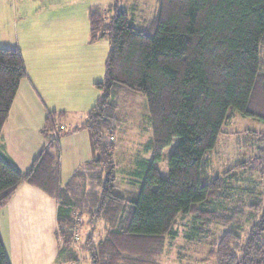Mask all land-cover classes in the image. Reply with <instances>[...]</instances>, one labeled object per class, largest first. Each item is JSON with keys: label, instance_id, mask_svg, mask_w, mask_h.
<instances>
[{"label": "trees", "instance_id": "trees-1", "mask_svg": "<svg viewBox=\"0 0 264 264\" xmlns=\"http://www.w3.org/2000/svg\"><path fill=\"white\" fill-rule=\"evenodd\" d=\"M129 1L90 11L91 41L106 38L110 48L103 79L95 83L102 93L86 122L71 130H88L96 156L87 166L105 172L93 219L103 223L104 236L97 242L89 237L83 257L75 251L74 214L94 193L85 175L62 183L64 112L49 111L42 129L47 144L28 171L1 152L4 126L27 76L21 51L11 47H0V207L23 183L58 199L61 253L71 263L160 264L167 237L192 217L207 229L232 226L212 245L215 264H264V190L257 195L251 184H264V146L221 174L212 171L208 157L233 111L264 120V0H158L156 25L139 29L123 7ZM123 90L144 94L152 127L153 159L143 162L136 198L121 194L116 175L114 134ZM176 138L163 177L154 162ZM0 264H10L1 235Z\"/></svg>", "mask_w": 264, "mask_h": 264}, {"label": "crops", "instance_id": "crops-1", "mask_svg": "<svg viewBox=\"0 0 264 264\" xmlns=\"http://www.w3.org/2000/svg\"><path fill=\"white\" fill-rule=\"evenodd\" d=\"M45 1L32 3L45 6ZM75 1L81 6V14L75 7L62 12L34 10L28 0H0V47L18 48L27 73L4 126L1 151L21 171L31 168L47 144L42 129L49 111L64 112L59 121L64 131L58 138L61 176L65 148L70 155L74 152L77 166L84 157L96 156L88 130H71L86 122L88 111L102 93L95 83L103 79L110 41L102 39L101 47L90 44L89 14L94 8H108L93 5L91 0ZM29 9L35 12L30 14ZM59 75L63 77L61 84ZM87 173L95 176L87 166L66 181L62 176V183L75 174L83 178ZM59 212V200L43 189L28 183L19 186L0 207V235L10 264H89L85 260L71 263L61 253ZM78 239L81 241L80 234Z\"/></svg>", "mask_w": 264, "mask_h": 264}, {"label": "rangeland", "instance_id": "rangeland-1", "mask_svg": "<svg viewBox=\"0 0 264 264\" xmlns=\"http://www.w3.org/2000/svg\"><path fill=\"white\" fill-rule=\"evenodd\" d=\"M32 1L28 0L30 2L28 5H32L34 10L36 8L41 10L47 8L48 11L62 12L75 7L80 14L82 12L79 2L75 0H47L45 6L39 4V2L32 3ZM91 1L93 5L100 4L108 9L114 2V0ZM158 2V0H131L125 3L123 7L129 13L130 18L134 19L135 27L139 29L144 26L152 27L153 24L156 25ZM34 10L29 9L28 13L31 14L35 12ZM154 31H150V34H154ZM102 41L101 39L90 44L93 43L101 47L100 43H103ZM106 43L108 44L107 41ZM62 79L60 75L57 78L60 84ZM117 114L119 121L114 134L115 159L118 164L116 169L117 183L123 196L136 198L145 177L146 166L143 162H151L153 159V152L148 146L152 141V127L146 97L136 91H121ZM222 131L217 146L208 153L212 165L211 169L216 173L221 174L233 165L248 160L259 147L264 146V120L258 117L245 116L238 111H233L231 119L224 124ZM178 141L179 138H176L170 146L165 148L162 158L154 162L163 177L168 176V160ZM66 147H70L68 143H66ZM89 159L92 160L93 155H90L86 160ZM81 160L83 161L77 166L74 152L70 155L65 148V153L62 156L64 181L76 170L87 168L85 157ZM89 169L97 174L95 173V177L92 175L93 173H87L85 178L88 181L86 188L91 189L95 195L87 197L88 199L84 205L82 204L83 207L74 214L77 224L75 227L77 242L74 248L81 257L84 255L82 246L89 237L97 242L104 236L103 223L101 221L93 222V219L96 218V205L99 201L101 183L105 179V172L102 167H89ZM243 180L247 181V173H243ZM251 184L256 188L257 195L264 190V184H254L253 182ZM89 194H92V192ZM89 194L85 192L83 196ZM91 203L93 206L90 205ZM231 209L229 208L228 211H231ZM175 229L177 235L175 237L168 236L166 239L163 254L159 259L160 264H215V259L210 256L212 245L218 241L222 231L232 229V226L214 224L207 229V227L195 223L192 217H188L180 220ZM79 234L81 235V241H78Z\"/></svg>", "mask_w": 264, "mask_h": 264}]
</instances>
